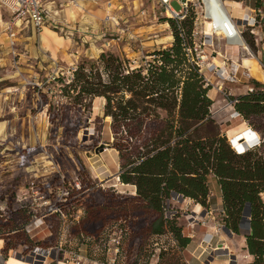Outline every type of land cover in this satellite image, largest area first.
Segmentation results:
<instances>
[{"label": "rangeland", "instance_id": "obj_1", "mask_svg": "<svg viewBox=\"0 0 264 264\" xmlns=\"http://www.w3.org/2000/svg\"><path fill=\"white\" fill-rule=\"evenodd\" d=\"M102 2H83L77 6L57 4L50 9V16L54 15L56 21L55 28L45 24L37 34L22 22L15 30L13 47L0 49V230H15L16 233L15 237L9 233L4 242L1 240L0 262L5 258V245L9 249L22 247L24 251L45 254L37 251L43 250L42 247L35 246L45 240L49 246L59 241L66 251L79 249L93 258L101 257L102 247L107 246L111 249L109 258L117 246L119 264H224L226 259L214 254L216 246L221 252L224 250L220 248L226 247L234 264L249 262L251 257L243 251L242 236L223 227L214 206L207 210L183 198H169L165 203V216L179 229L182 237H189L187 246L178 253L171 236L152 238L148 227L155 216L140 204L131 203L129 197L133 196V186L127 185V189H123L116 178L118 155L110 146L109 119L102 118L103 100L90 99L83 111L67 106L60 97L53 79L61 77L64 82L69 81L72 70L82 59L93 61L100 51H109L116 56L125 55L131 66L137 67L149 59L151 52L166 47L172 39L169 34L172 29L164 16L155 20L139 18L131 5L126 4L112 13L115 23L106 22ZM140 2L149 12L150 2ZM224 7L232 17L235 16L228 6ZM259 7L264 16L262 2ZM0 17V34L4 37L5 23L11 16L1 6ZM190 26L187 23L184 29L188 31ZM45 30L53 33L48 45L40 39ZM243 39L251 56L242 54L231 59L235 67L225 61L226 73L222 68L214 69L221 63L215 53L222 54L224 44L219 37L212 38L213 45L208 50L197 48L193 59L198 62V73L202 76L203 87L207 88L210 118L220 135L226 138L230 150L235 155L255 150L264 158V112L241 118L229 105V101L246 94L245 86L264 93V84L257 81L258 77H250L240 67L252 68L264 75V39L262 45H256L246 32ZM107 42L109 46L102 47ZM203 54L215 58L199 60ZM244 59L249 61L243 62ZM250 62L255 64V69ZM236 65H240L238 70ZM232 75L246 82L233 83ZM252 81L260 85L254 86ZM133 141L125 136L121 142L132 147ZM115 194L122 199L116 198ZM59 198H66L61 206ZM261 200L264 203L263 195ZM97 206L104 210H92L93 220L86 222L85 227L93 231L106 226L108 230L101 239L86 242L67 235V229H72L84 214L83 210ZM58 208L62 216L52 214ZM174 211L178 214L173 219ZM43 217H47L46 222ZM4 220L9 224L4 225ZM113 223L117 225L112 227ZM56 228L55 238L53 230ZM119 228L127 231L129 239H125ZM239 231H248L244 222L240 221ZM95 246L99 247L98 253ZM145 247L154 257L136 260L133 253L141 252ZM7 264L22 263L9 259Z\"/></svg>", "mask_w": 264, "mask_h": 264}, {"label": "trees", "instance_id": "obj_2", "mask_svg": "<svg viewBox=\"0 0 264 264\" xmlns=\"http://www.w3.org/2000/svg\"><path fill=\"white\" fill-rule=\"evenodd\" d=\"M167 22L172 29L171 41L166 47L151 52L149 59L137 67H132L125 55L101 51L93 61L82 59L72 70L69 81L57 77L53 83L69 107L85 111L90 99L103 100L102 118L109 119L110 146L118 155L117 180L119 185L133 186L131 203L140 204L155 216L148 227L152 238L171 236L179 253L190 241L180 235L171 220L164 218L166 201L171 193H176L208 210L207 198L213 191L221 201L220 223L242 236L243 251L251 257L245 264H264V203L261 200L264 158L255 150L238 155L230 150L226 138L210 118V100L202 76L183 54L184 46L191 43L188 39L191 26L188 31L184 29L187 23L191 25V20L183 19L178 29L172 20ZM262 23L264 26V18ZM252 82L254 86L260 85ZM233 109L241 118L264 112V93L238 96ZM125 136L134 140L132 147L121 142ZM114 196L122 199L120 195ZM246 204L249 227L248 231L240 232L238 222ZM96 209L104 210L98 206L83 210L84 214L72 229H67V235L86 242L101 239L108 230L106 226L93 231L85 227L86 222L93 220L90 212ZM52 214L63 215L60 208ZM175 214L178 213L174 211L173 219ZM8 224L4 220V225ZM118 231L129 239L124 228ZM9 233L15 237V230L1 229L0 240L4 242ZM57 233L58 228L53 230L55 238ZM35 246L51 247L47 240ZM95 247L98 253L99 247ZM4 249L9 248L5 245ZM103 249L99 253L101 257L96 259L102 258ZM150 254V249L145 247L133 256L136 260L147 259Z\"/></svg>", "mask_w": 264, "mask_h": 264}, {"label": "built area", "instance_id": "obj_3", "mask_svg": "<svg viewBox=\"0 0 264 264\" xmlns=\"http://www.w3.org/2000/svg\"><path fill=\"white\" fill-rule=\"evenodd\" d=\"M95 1L97 0H0V6L8 11L11 16L10 21L7 23L4 30L8 40V46L13 47L15 44V30L19 27L20 23L23 22L24 24L29 25L34 32L39 34L45 24L51 28H55L56 21L54 15L50 16V9L54 8L57 4L59 6H77L83 2ZM148 1L150 2L149 12L143 8L140 0H104L103 5L107 11L112 13L113 10H119L129 2L131 3L132 10L137 12L139 18L150 17V19L155 20L159 16H164L165 22L167 20H172L176 24L177 29L179 23L186 17H189L191 20V29L188 39H190L191 43L189 46H184L183 54L188 62L193 63L196 67H198V62H195L193 59V55L196 57V49L206 47L208 50V48L213 45V37H219V41L224 43L222 54L215 53L217 58H221V63L219 66L214 67L215 71L222 68L224 73H226L225 61H229L232 66L233 62L231 59H236L242 54L251 56L250 50L243 39V34L245 32L252 38L256 45L263 44L264 26L262 22L264 16L263 11L259 7V2H262L264 5V0H253L251 5L248 4L249 0H240V2L237 3L234 2L238 5L236 6V9L239 10V13L233 17L226 11L224 0ZM157 9L159 12H157ZM103 20L111 23H115L116 21L115 17L112 15L104 16ZM169 34L171 36V32H169ZM198 35L199 37L196 38ZM108 46L109 43L107 42L102 47ZM212 56L213 55L203 54V56H199V60H207V57L214 60L215 57ZM233 66L235 67V65ZM237 67L238 66L236 65V69L238 70L239 67ZM241 70L245 71V73L247 72L246 68H241ZM234 73L236 74L237 71L235 70ZM231 79L233 83L244 84V82H246L245 79L240 81L235 75H232ZM219 86L221 87V83ZM220 87L217 89L218 93H220ZM253 92L252 87L245 86L246 94H251ZM235 102L236 100L229 101V105L233 107ZM172 196H174V198L182 199V197L176 193H171L170 199H172ZM65 199L66 198H59L58 200L61 203L64 202ZM186 200L190 201L189 199ZM215 209L218 210L219 213L222 212L220 208L215 207ZM47 211L51 212V209H48ZM54 213H58V211H55ZM165 214L166 211H164V218L167 219ZM44 218L45 217H43V219ZM47 236H49V234ZM187 238L189 237L187 236ZM115 244L117 245L118 242H115ZM2 248V243H0V253H2ZM40 249L37 251L44 252L45 254L26 251V249L24 251L22 247H17V249H6L5 258L2 259L0 264H7L9 259L19 261L22 264H117V256L120 254L119 248L116 246L112 249L113 253H110L108 258L107 256L111 249L107 246L103 249L102 258L96 259L89 256L84 251L80 252L79 249L66 251V249L60 245L59 241H57L54 246L42 248L43 250L46 249V251ZM149 256H151V258L154 257L152 252ZM41 259L43 261L39 263V260Z\"/></svg>", "mask_w": 264, "mask_h": 264}, {"label": "crops", "instance_id": "obj_4", "mask_svg": "<svg viewBox=\"0 0 264 264\" xmlns=\"http://www.w3.org/2000/svg\"><path fill=\"white\" fill-rule=\"evenodd\" d=\"M104 1V0H103ZM126 4H131V3H129V2H127ZM102 5H103V2H102ZM104 6V5H103ZM104 9H105V7H104ZM104 16H106V15H112V13L113 12H115L114 10H113V12L111 13V12H109V11H107L106 9L104 10ZM1 18V17H0ZM104 18V17H103ZM0 23H1V19H0ZM6 25H7V23H5V27H6ZM32 30V29H31ZM0 31H1V26H0ZM33 31V30H32ZM40 33V32H39ZM41 36H42V38L44 39L43 41H41L44 45L46 44V45H48V42H50V39L51 38H53L52 36H53V33L52 32H49L48 30H45L42 34H41ZM41 39V38H40ZM48 39V40H47ZM6 46H8V40H7V38H6V36H2L1 34H0V49H5L6 48ZM239 58V57H238ZM251 64L253 65L252 67H253V69H255V64L254 63H252L251 62ZM238 67L240 66V65H237ZM241 68H244V67H242V66H240ZM239 67V68H240ZM255 73V76H256V78L258 77V80L257 81H259L260 83H263L264 84V81H261V80H263V78H264V75H262L261 74V72L258 74V72H254ZM258 74V75H257ZM242 140V139H241ZM238 155V154H237ZM121 188L123 187V189H127V185H119ZM213 203H215V204H213ZM207 204L209 205V207L210 206H214V207H217V208H220L221 210H222V208H221V201H220V198H219V195L215 192V193H213V194H210L209 196H208V198H207ZM197 205V204H196ZM199 206V205H198ZM244 210V209H243ZM242 214V213H241ZM240 219H241V216H240ZM240 219H239V222H238V229L240 228ZM249 220V219H248ZM0 243H1V240H0ZM20 263V262H19Z\"/></svg>", "mask_w": 264, "mask_h": 264}, {"label": "bare ground", "instance_id": "obj_5", "mask_svg": "<svg viewBox=\"0 0 264 264\" xmlns=\"http://www.w3.org/2000/svg\"><path fill=\"white\" fill-rule=\"evenodd\" d=\"M224 5L225 6H228V7H230V11L232 12V13H234L235 15H238V13H239V10L238 9H236V6H238L236 3H234V2H232V1H224ZM220 6V5H219ZM221 11H222V9H221ZM44 39L42 38V36H41V41H43ZM245 60H247V59H244L243 60V62L245 61ZM247 61H249V60H247ZM216 63V62H215ZM251 63V62H250ZM217 66V65H216ZM245 68V67H244ZM247 69V73L249 74V76L250 77H252V78H256V76H255V73H254V71L252 70V68L250 69V68H246ZM242 140H243V138H241ZM244 144H247L248 145V143H247V141H244L243 142ZM93 167H96V166H93ZM219 247L218 246H216L215 247V252L216 253H214L216 256H218V257H224L225 259H226V261L224 262V264H234L235 262H234V260L233 259H231L230 258V255L228 254V249L226 248V247H224V246H222V248H220V250H224V251H219V250H217ZM226 248V249H225ZM41 261H43L42 259L41 260H39V263H41Z\"/></svg>", "mask_w": 264, "mask_h": 264}, {"label": "water", "instance_id": "obj_6", "mask_svg": "<svg viewBox=\"0 0 264 264\" xmlns=\"http://www.w3.org/2000/svg\"><path fill=\"white\" fill-rule=\"evenodd\" d=\"M240 221L245 223L246 229L248 230V227H249L248 226L249 225V220H248V204L245 205L244 210L242 211Z\"/></svg>", "mask_w": 264, "mask_h": 264}]
</instances>
